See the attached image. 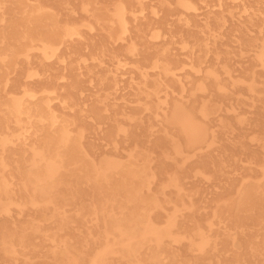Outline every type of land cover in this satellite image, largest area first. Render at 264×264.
<instances>
[{"label": "bare ground", "instance_id": "1", "mask_svg": "<svg viewBox=\"0 0 264 264\" xmlns=\"http://www.w3.org/2000/svg\"><path fill=\"white\" fill-rule=\"evenodd\" d=\"M151 1L113 0L112 7L106 8L99 0H83L82 11L92 20L78 22L72 19L73 8L67 0H0V255L34 254L38 250L31 241L42 238L56 245L52 255L59 264H126L121 259L127 264H246L240 261L238 238L228 225L237 229L246 219L237 218V213L244 210L264 230V167L259 181L239 189L238 203L217 202L214 221L205 224L197 217L194 196L198 192L187 190L177 173L169 175L159 188H151L153 179L164 180L169 174L167 162L171 159H183L175 167L189 173L184 164L201 157L204 164L197 172L218 175L226 161L239 162L240 154L248 149L240 135L238 140L223 139L219 155L209 151L217 137L233 128L223 118L222 103L243 87L240 80L221 75L228 72L230 52L222 50L224 43L213 27L220 26L224 17L209 14L198 24L185 15L194 10L193 0ZM52 3L61 12L47 7ZM7 13L12 15L10 20ZM171 21L177 29L169 27ZM132 25L134 30H129ZM240 27L245 30V22ZM94 30L101 31L100 39L93 35ZM160 30L167 35L169 30L171 36L164 37ZM128 31L131 44L124 41L122 48L110 47ZM201 33L207 36H199ZM242 43L252 45L248 38ZM175 45L189 59L173 53ZM211 54L214 69L208 64ZM108 56L118 65L125 56L136 59L140 85L124 93L138 102L142 97L146 101L133 107H112L108 120L114 124L103 133V139L112 134L116 150L101 176L87 122L104 118L108 84L121 81L118 73L103 66ZM89 59L98 61L88 64ZM260 63L264 65V61ZM148 68L156 71L151 74ZM25 78L35 90L31 83L23 82ZM35 81L43 94L39 100ZM88 81H97L99 87L84 109L75 97ZM58 82L63 85L56 86ZM172 86H178L180 93L161 95ZM247 89L257 93V80ZM144 111L149 113L147 117ZM160 117L162 124L155 126L153 120ZM121 118L129 124H117ZM238 123L244 125L245 119L238 118ZM214 127L220 128L219 134L213 132L211 139ZM121 134L135 144L123 165L117 153ZM145 144L147 148L141 150ZM234 149L238 154L232 153ZM251 158L254 161L257 156ZM154 160L161 163L156 173L150 168ZM216 160L222 166H215ZM81 181L83 187L79 188ZM169 187L175 195L166 191ZM84 196L93 202L89 208L82 205ZM163 218L164 231L158 225ZM89 220L95 226H89ZM216 224L224 238L214 234ZM45 225L51 229L43 228ZM72 226L86 227L78 237L87 244L101 243L98 250L75 245L73 234L68 233ZM174 230L185 233L191 255L185 262L183 254L165 245V238H171ZM173 241L178 243L175 249L182 245L178 237ZM244 241L248 243V238ZM228 246L237 259H231ZM248 248L252 264H264V235Z\"/></svg>", "mask_w": 264, "mask_h": 264}, {"label": "rangeland", "instance_id": "2", "mask_svg": "<svg viewBox=\"0 0 264 264\" xmlns=\"http://www.w3.org/2000/svg\"><path fill=\"white\" fill-rule=\"evenodd\" d=\"M67 1L69 2V7L73 8V20L78 22L92 20L90 15L82 11L83 0ZM99 1L100 4L106 8L112 7L113 0ZM155 2V0H152L151 4H154ZM193 3L194 10L186 12L185 15L189 18H195L198 24H203L207 15L209 14L224 17L220 26L213 27L214 30H218L216 32L217 38H219V40L224 43L222 50L230 52L229 62L226 63L228 72H223L221 75L223 78L233 77L237 80H240L243 84L241 90H238L237 88L235 91L239 94H236L235 96L231 97L230 100L222 103L224 108L222 114L223 118L231 122L233 124V128L224 136L220 135L217 137L215 141L216 144L209 151H213L215 155H219L220 148L218 149V147L221 146L223 139L238 140L240 135L243 136V142H245L248 149L245 154H240L239 162L237 161L235 163L234 160L226 161L224 163L226 167L223 168L222 173H219L218 175L209 172L208 174L205 173L206 176H203V174L197 172V170L202 168L204 164V162L200 160L201 157H195L187 160V163L184 165L186 170L190 171L189 173L182 172L175 167L177 164L176 162L183 164V159H171L167 162L169 174L164 178V180H160L159 178L153 179L151 188L154 190L159 188L163 182L168 180L169 175H174L177 173L181 179V183L187 190L198 192H194L196 194L194 196V201L198 210L197 217L203 224H205L207 222L214 221L213 212L216 209L218 204L217 202L235 200L238 203L239 189L248 183L259 181L263 176L261 167H264V110H262V107L264 106V65H262L260 61H264V0H193ZM46 5L51 9L52 6L56 7L58 9V13L61 12V7L57 4L52 3ZM6 18L10 20L12 15L7 13ZM172 19H175V17ZM241 21L245 22L246 24L245 30H242L241 27L239 28V23ZM169 27L177 29L174 24L172 25V21L170 22ZM193 28L194 30H198L196 27ZM129 30H134V26H130ZM219 30L224 32V34L221 35ZM241 30L247 31L248 33H242ZM160 31H162L161 33L164 35V37L168 38L171 36L169 30L168 35L164 34L166 30ZM229 31L231 33H228ZM93 35H96L98 39L102 37L100 30H94ZM199 36L206 37L207 35L206 33H201ZM149 38H151V36H149ZM245 38L251 39L252 45L250 47H247L242 43ZM175 39L180 40V36H177ZM124 41L129 44L133 42L130 36V31H128L125 35H122V37L118 39V42L111 44L110 47L116 49L122 48ZM61 49L66 48L63 46ZM172 52L180 54L183 60L189 59V56L180 49V45L172 46ZM105 59L106 60H104L103 66L111 73H118L121 81L116 83L112 81L108 84L106 93H108L109 96L106 99V107L102 108L104 118L102 120L95 118L87 122L91 126L88 135L95 141L97 150V155L95 157L96 165L100 170L101 176H103L104 170L108 168V163L110 162L108 158L113 156V150H116V146L111 143L114 140L112 134L103 139V133L107 132L111 125L114 124L113 121L108 120V117L112 115V107L123 108V106L126 105L133 107L146 101L145 97H142V100L138 102V99L134 96H125L126 93H124L130 88L140 85V81L138 79L139 75L134 69L136 66H138L134 62L136 59L131 56H125V61L122 65L114 63V61H116L114 57L108 56ZM97 61L98 60L89 59L87 63L94 64ZM208 61L210 68L214 69L215 66L213 65L215 60L213 54H211ZM65 63H67V61L61 64ZM147 70L151 72V74L156 71L155 68H148ZM132 77L135 78V81H131ZM85 78H87V76H85ZM254 80H257L258 92L251 94L248 91L247 86L253 84ZM23 82L31 83V89L35 90L31 80H27L25 78ZM35 83L36 98L39 100L43 94L37 89L39 82L35 81ZM62 85V82H58L56 84L58 87H61ZM98 87L99 84L97 81H88L85 83L83 91L78 94L79 97L84 96V98L80 99L78 96L75 97L76 101L81 103L82 108L87 109L89 107L92 99H94L95 95L97 94ZM229 87H231V85H229ZM232 89L233 88H230V90ZM167 92L170 94H179L180 89L178 86H172L162 92L161 95L164 96ZM238 98L240 99L239 101L237 100ZM54 103H57V101H54ZM238 112L242 113V115L239 117L236 116ZM144 114L146 117L149 115L147 111H144ZM238 118L245 119L244 125L238 123ZM161 119L162 117H160L159 120L154 119L153 124L155 126H160V124H162ZM117 124L127 125L129 123L124 122V119L121 118V121L117 122ZM215 124L217 123H212V125ZM99 129H101V131ZM219 129L220 128L217 127L211 129V139L213 132H215V134H219ZM117 140L121 142L118 145L119 151L117 153L118 157L120 158L119 163L123 165L127 163L126 160L128 158V154L135 148V144L126 140L123 134L119 135ZM147 146L148 144L141 145L140 148L141 150H144L147 148ZM202 153L208 154L207 151H203ZM232 153L238 154V151L234 149ZM252 155L257 156L254 161L251 158ZM104 156H107V158ZM251 161H253V163H251ZM215 164V166H222L219 160H216ZM160 165L161 163L158 160H154L150 165L152 172L156 173L158 166ZM83 181L85 182V178H83ZM228 184L230 185L227 186ZM230 186H232L231 189H227ZM80 187H83L82 181L79 188ZM166 191L171 195H175V190L172 187L167 188ZM92 203V200L88 196L83 197L82 205L85 208H89ZM67 211L69 212L70 209ZM240 213L241 214L237 213L236 217L246 218L244 219L245 222L242 220V222L239 223V227L237 229L232 228L233 226L231 225H228V227L235 237L237 236L238 238V243L240 245L238 249L239 256L241 257L240 261L245 262L246 264H252L248 245L249 243H252L255 238L257 239L258 236H263L264 230L259 227L255 217L253 218L252 215L248 214L244 210H241ZM13 216L17 218L18 214L14 213ZM1 218L2 217L0 216V221L2 220ZM158 223L159 228L164 231L166 228V222L164 218ZM88 225L95 226L92 220H89ZM49 226L50 225H45L43 228H50ZM52 227L55 228L54 226ZM10 228L14 229L12 226ZM87 230L88 229L86 227L72 226L68 233L70 232L73 234V243L75 245L88 246L98 250V247L101 246V243L95 244L94 242H89V244H87L78 237L79 231ZM172 234L173 236L171 238H165V245L166 247H171L174 251L177 250L183 254L184 259L182 261L185 262L191 257V255L187 253L188 242L187 239H184L185 233L182 230L180 232L174 230ZM214 234L220 238H224L222 230L221 228L219 229L218 224L215 225ZM174 237H178L181 240L179 243L182 244L177 246L176 249L173 247L178 243L173 241ZM247 238L248 243L244 241ZM31 245L37 247L38 251L36 253L28 254L27 256L20 254L16 257L1 254L0 264H59V259L52 255V251L56 248V245L53 242L46 241L42 238H37L31 241ZM228 249L231 259H237L235 253L229 246ZM18 250H20L19 247ZM121 262H125L127 264L126 260L124 259H121Z\"/></svg>", "mask_w": 264, "mask_h": 264}]
</instances>
